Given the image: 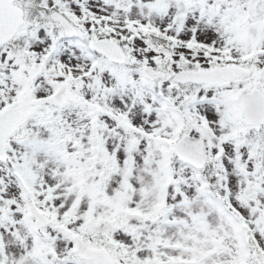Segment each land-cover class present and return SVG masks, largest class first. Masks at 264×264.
Here are the masks:
<instances>
[{
  "label": "snow or ice",
  "instance_id": "6c2138e0",
  "mask_svg": "<svg viewBox=\"0 0 264 264\" xmlns=\"http://www.w3.org/2000/svg\"><path fill=\"white\" fill-rule=\"evenodd\" d=\"M0 264H264V0H0Z\"/></svg>",
  "mask_w": 264,
  "mask_h": 264
}]
</instances>
